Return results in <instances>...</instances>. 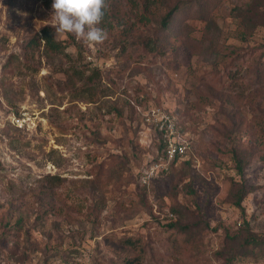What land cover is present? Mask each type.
I'll list each match as a JSON object with an SVG mask.
<instances>
[{
  "label": "rangeland",
  "instance_id": "1",
  "mask_svg": "<svg viewBox=\"0 0 264 264\" xmlns=\"http://www.w3.org/2000/svg\"><path fill=\"white\" fill-rule=\"evenodd\" d=\"M218 2L208 23L179 24L164 59L55 34L66 56L40 49L32 71L17 65L22 43L52 23L53 0H0V264H124L129 237L150 247L144 264H264V250L232 249L244 221L264 233V162L238 172L234 156L251 143L240 122L264 121V0ZM201 92L210 102L192 114ZM151 107L185 126L188 149L145 184L159 155ZM234 183L249 189L241 207Z\"/></svg>",
  "mask_w": 264,
  "mask_h": 264
},
{
  "label": "trees",
  "instance_id": "2",
  "mask_svg": "<svg viewBox=\"0 0 264 264\" xmlns=\"http://www.w3.org/2000/svg\"><path fill=\"white\" fill-rule=\"evenodd\" d=\"M218 1L192 0L185 1L186 6L182 3L170 7L167 0H108V7L105 10L99 27L107 32V39L105 41L114 42L115 47H119L124 52L120 58H132L131 52L137 49L144 52L139 55V59L153 55L161 60L164 59L166 49L173 46V39L177 38L178 35L179 24L189 17L208 23L212 18V9L215 5L219 4ZM250 11L251 13L245 16L252 20V22H257L258 14L255 12L258 9L253 5ZM71 43L77 44V41L73 39ZM22 44V59H19L17 65L21 67L25 66L27 69L35 71L36 67L33 65V61L40 49L51 54L66 56L64 50L69 43L56 39L53 27L50 24H46L40 27L37 32L30 35ZM8 62L12 63V59L9 58ZM3 66L6 70L5 73H8L11 67L7 64ZM235 72V67H230L229 71L227 70V73L222 78L230 77ZM98 73L97 69H92L91 71V75L94 76H97ZM197 96L198 98L195 103H192L190 107L187 105L188 107L186 108L187 111H192V114L201 111V107H204L206 103L204 99L208 98V102H210L208 95H204L202 92L198 93ZM178 114L183 113L182 111H178ZM243 125L250 134L251 143L247 151H241V153L234 151L235 167L238 172H241L244 167H251L256 160L264 162V121L259 117H253L248 123L241 121L240 126L242 127ZM179 128L183 133L185 126L181 127L179 125ZM157 134L159 137V155L156 156L157 159L155 161H160L164 158V144L158 132ZM240 154H242V157L239 156ZM177 159L178 157L175 156L171 165ZM234 185L236 186L232 188L230 193L231 203L237 207H241V202L246 193L249 192V189L242 184L238 185L234 183ZM243 225L236 236L240 238L239 247L233 246L232 249H235L236 253L240 256L254 255L257 248L264 250V233H254L250 230L246 221L243 222ZM168 228L172 230L177 228V226L171 224ZM177 229L179 230H176L175 233L173 232L174 235L171 241L181 245V247L189 245L191 237L184 234L185 228ZM236 237H229V240H236ZM120 242L137 251L135 256L126 258L124 264H144L143 256L150 253L148 245L143 244L139 238L132 237Z\"/></svg>",
  "mask_w": 264,
  "mask_h": 264
},
{
  "label": "clouds",
  "instance_id": "3",
  "mask_svg": "<svg viewBox=\"0 0 264 264\" xmlns=\"http://www.w3.org/2000/svg\"><path fill=\"white\" fill-rule=\"evenodd\" d=\"M52 23L55 34H73L89 45L102 44L107 32L99 27L108 0H53Z\"/></svg>",
  "mask_w": 264,
  "mask_h": 264
},
{
  "label": "built area",
  "instance_id": "4",
  "mask_svg": "<svg viewBox=\"0 0 264 264\" xmlns=\"http://www.w3.org/2000/svg\"><path fill=\"white\" fill-rule=\"evenodd\" d=\"M174 75L176 76V73ZM144 119L159 133L164 144V158L151 163L141 177L142 182L146 184L152 177L166 172L175 156L184 155L188 149V142L184 139L173 113L160 107H151L144 115Z\"/></svg>",
  "mask_w": 264,
  "mask_h": 264
}]
</instances>
